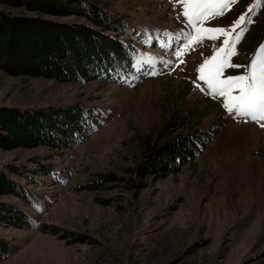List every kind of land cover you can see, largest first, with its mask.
Returning a JSON list of instances; mask_svg holds the SVG:
<instances>
[{
	"label": "rangeland",
	"instance_id": "rangeland-1",
	"mask_svg": "<svg viewBox=\"0 0 264 264\" xmlns=\"http://www.w3.org/2000/svg\"><path fill=\"white\" fill-rule=\"evenodd\" d=\"M100 1L138 26L130 74L63 82L0 69V108L82 104L98 122L65 151L0 147V170L40 194L34 208L10 195L0 203L58 228L0 219L14 247L0 264H264V121L229 112L197 71L224 37L189 43L176 0ZM242 14L246 22L229 28ZM204 26L241 33L221 78L242 75L264 44V0H235ZM202 132L210 137L191 160L160 177L147 172L159 145ZM40 161L54 162L58 179L40 173Z\"/></svg>",
	"mask_w": 264,
	"mask_h": 264
},
{
	"label": "trees",
	"instance_id": "trees-1",
	"mask_svg": "<svg viewBox=\"0 0 264 264\" xmlns=\"http://www.w3.org/2000/svg\"><path fill=\"white\" fill-rule=\"evenodd\" d=\"M15 10L21 13H13ZM69 16L83 21L48 19ZM135 29L138 26L125 15L100 0H0V69L63 82L116 79L121 74H130L136 61L139 49ZM96 121L94 112L82 104L35 109L2 107L0 147L65 151L74 141L84 139L89 126ZM209 137L202 132L165 141L151 153L147 172L160 177L166 169L175 170V163L191 160ZM39 163L40 173L58 179L60 169L54 162ZM168 163L171 166L163 168ZM14 171L21 172L18 168ZM0 195L14 196L34 208L40 194L0 170ZM0 219H9L15 228L58 231L56 226L37 224L27 210L14 203H0ZM13 250V245L0 237V261Z\"/></svg>",
	"mask_w": 264,
	"mask_h": 264
},
{
	"label": "snow or ice",
	"instance_id": "snow-or-ice-1",
	"mask_svg": "<svg viewBox=\"0 0 264 264\" xmlns=\"http://www.w3.org/2000/svg\"><path fill=\"white\" fill-rule=\"evenodd\" d=\"M234 2L235 0H176V3L183 5L182 15L193 29V32L188 33L189 43L202 42L205 36L209 39H215L217 34L224 37L223 44L199 65L197 69L199 79L208 85L210 94H219L224 98V107L229 112L252 120L264 121V44L247 62L244 74L221 78L222 69L229 65V58L238 55L234 51V45L241 33L237 32L233 37L226 28L204 26L205 20L214 18ZM244 22L246 17L242 14L229 28ZM181 54L182 51L176 53L178 57ZM233 89H238V93L233 94Z\"/></svg>",
	"mask_w": 264,
	"mask_h": 264
}]
</instances>
